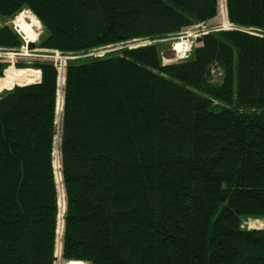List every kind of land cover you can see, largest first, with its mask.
Listing matches in <instances>:
<instances>
[{
  "label": "trees",
  "instance_id": "16d2710c",
  "mask_svg": "<svg viewBox=\"0 0 264 264\" xmlns=\"http://www.w3.org/2000/svg\"><path fill=\"white\" fill-rule=\"evenodd\" d=\"M219 6L237 30L202 34L163 65L152 43ZM24 10L41 50L151 44L68 62L60 107L53 63L0 94V264H54L60 243L65 262L264 264V229L241 228L264 221V38L244 31L264 34V0H0L1 50L25 47L5 22Z\"/></svg>",
  "mask_w": 264,
  "mask_h": 264
},
{
  "label": "rangeland",
  "instance_id": "374dc122",
  "mask_svg": "<svg viewBox=\"0 0 264 264\" xmlns=\"http://www.w3.org/2000/svg\"><path fill=\"white\" fill-rule=\"evenodd\" d=\"M225 1V0H224ZM222 7H218V12L216 18L211 22L207 24H202V25H197L191 28H187L183 30L182 34L172 37L169 40H165L163 42H153L152 44L158 45L159 51H160V56L162 59V64L163 65H168L172 63H176L178 61L175 60L176 52L179 53V51L176 50L173 51V45L176 43L180 42V39L186 37L187 35H190V42H192L190 49L187 51L189 53L192 48L199 46L198 39L199 35L211 31H215L218 29H223L224 27H227L232 29L231 25L227 24V18H225V12H224V17L222 19ZM20 14H23L24 16V21L32 25L33 32L36 35L34 42V48L31 51H27L25 48H22L19 52H14V51H4L0 49V60L5 62L9 68H13L16 70L19 75L22 77V79L19 81L16 85H22V84H36V82L40 81V74L39 71H35V69L30 68V66L36 62H46V63H53L57 67L58 71V89H57V107L61 106L62 102V90L63 88L62 83L64 80V68L68 62H73V63H78V62H83L86 60H89L90 58H99V57H104L110 54H116L120 50L124 48L132 49V48H137L145 45H150V42L147 41H135V42H130L126 44H119V45H114V46H107L104 48H100L97 50L90 51L86 54H81V55H63L57 52H52V51H47V50H41L38 49L36 46L39 43V38L42 35V28L41 26L37 28V24L35 23V17L27 10L22 11ZM18 14L16 17H14L11 20H7L6 25L10 26L12 30L16 31L21 37L22 33L20 32V29L17 27L16 23V18L20 15ZM31 19V20H30ZM31 22H30V21ZM33 22V23H32ZM2 21H0V26L2 25ZM35 24V25H34ZM196 38V39H195ZM186 53V54H187ZM183 60V59H181ZM17 63H23L25 65V69L23 70H18L19 68H16ZM7 67V68H8ZM6 68V69H7ZM5 69V70H6ZM4 73V72H3ZM61 73H63V77L61 76ZM29 75V77H28ZM213 75H216L212 79V83L217 84L219 83L220 76H218V73H215ZM4 76V74H3ZM15 86V85H14ZM26 86V85H24ZM13 87V86H12ZM11 87V88H12ZM22 87V86H19ZM10 88V89H11ZM8 91V89L4 90ZM4 91H2L0 94H2ZM57 122H56V128L57 130L59 129V112L57 109ZM57 145V141H56ZM57 147V146H56ZM54 172L55 168L58 170V173H55V180L56 184H58L59 190L63 189L62 184H61V175H60V162H59V155L58 152H54ZM64 191H60L59 198H58V208H59V213H58V218H57V231H58V240L61 239V233L63 231V220L60 218L61 212L65 210V196H64ZM241 228L247 229V230H261L264 228V221L261 219H247L243 220L241 224ZM62 229V230H61ZM61 244V243H60ZM60 244L59 248L56 253V247H55V258L56 260L54 261V264H85V263H79V262H65L61 259V249H60ZM58 247V246H57Z\"/></svg>",
  "mask_w": 264,
  "mask_h": 264
},
{
  "label": "bare ground",
  "instance_id": "6f19581e",
  "mask_svg": "<svg viewBox=\"0 0 264 264\" xmlns=\"http://www.w3.org/2000/svg\"><path fill=\"white\" fill-rule=\"evenodd\" d=\"M222 17H224V16L222 15ZM225 18H226V16H225ZM16 23H17V27L20 29V32L22 33L23 39L26 40V41H28V42H34L35 37H36V35L33 32V28L34 27L32 25L27 24L24 21L23 14H20L16 18ZM35 23L37 24V28H39L40 27V24H39V22L36 19H35ZM179 43H176V44L173 45V51L176 52V50H179L180 48L183 49V46L180 47V44ZM3 74H4V76L2 78H0V93L2 91L6 90V89L9 90L12 86L14 87V85L15 86L28 85V84L16 85L19 81L24 80V79H22V77L19 75V73L16 70H14L13 68H9L8 67L4 71ZM39 74H40V72H39ZM28 77H29V75H28ZM38 82H36V83H38ZM30 84H33V83H30ZM63 84H64V80H63V83H62V86H61L62 88H63ZM57 86H59V85H57ZM57 89H58V87H57ZM62 94H63V90H62ZM56 141H57V144H58V138L56 139ZM81 263H83V262H81Z\"/></svg>",
  "mask_w": 264,
  "mask_h": 264
},
{
  "label": "built area",
  "instance_id": "2783aa9c",
  "mask_svg": "<svg viewBox=\"0 0 264 264\" xmlns=\"http://www.w3.org/2000/svg\"><path fill=\"white\" fill-rule=\"evenodd\" d=\"M230 29V28H228ZM248 33H250L251 35H256V36H260L262 38H264V34H261L260 31H255V30H252V29H249V30H246ZM190 38L191 36L190 35H187L186 37L180 39V47L183 46V49L180 48L179 50V53L176 52V56H175V59L176 60H181V59H185L187 58L188 54L187 51L190 49L191 47V44L192 42H190ZM187 53V54H186Z\"/></svg>",
  "mask_w": 264,
  "mask_h": 264
},
{
  "label": "water",
  "instance_id": "95a60500",
  "mask_svg": "<svg viewBox=\"0 0 264 264\" xmlns=\"http://www.w3.org/2000/svg\"><path fill=\"white\" fill-rule=\"evenodd\" d=\"M34 48V44L32 42H28V41H25V49L27 51H31L32 49ZM62 105V104H61ZM54 259L56 260V258L54 257Z\"/></svg>",
  "mask_w": 264,
  "mask_h": 264
},
{
  "label": "crops",
  "instance_id": "0c3cea01",
  "mask_svg": "<svg viewBox=\"0 0 264 264\" xmlns=\"http://www.w3.org/2000/svg\"><path fill=\"white\" fill-rule=\"evenodd\" d=\"M215 19V18H214ZM214 19H212V20H210V21H208V22H206L205 24H207V23H211Z\"/></svg>",
  "mask_w": 264,
  "mask_h": 264
}]
</instances>
